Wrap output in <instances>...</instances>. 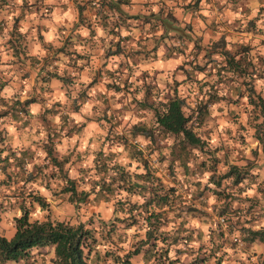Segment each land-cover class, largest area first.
<instances>
[{"label":"rangeland","instance_id":"374dc122","mask_svg":"<svg viewBox=\"0 0 264 264\" xmlns=\"http://www.w3.org/2000/svg\"><path fill=\"white\" fill-rule=\"evenodd\" d=\"M253 3L250 5L252 17L256 14L253 13L257 9L256 1ZM9 7L15 9L12 3ZM2 8L0 16L5 18V26L9 27L11 18L6 16V10ZM262 8L264 9L263 5ZM258 12L264 13L263 10H258ZM35 15L37 16V14ZM259 17L260 20L255 25L248 26V31L254 36H251L245 43L249 46L250 61L255 63L257 71L254 70V75L251 78L249 75L244 78L236 75H231L230 78L225 77L223 80H226V84L216 76L214 69L206 74L205 70L199 71L193 68L194 65H201L209 58L206 62V69H208L209 62L211 65V61L220 60L221 57L216 54L208 56L207 47L203 51L197 49L196 56H192L186 46L182 53L185 54V57L193 58L190 64L184 63L183 66L178 64L173 68L171 66L164 78H157L155 74L154 82L157 85L153 87L148 76L140 75L134 65L132 49H130L131 34L122 38V45L125 46L124 52L118 54V63L116 61L114 64H108L107 68H100L102 72L92 74L95 83L87 91L97 89L100 86L98 80L100 81V77H104L100 87L105 89L106 96L102 100L96 97L95 100L86 103L82 98H84L85 90L89 85L84 86V82L79 83L74 78L75 73L70 74L69 80L58 78L56 75L60 72L53 70L43 62L37 68L38 71L34 79L36 84L32 92H30V82L26 84V91L39 95L37 98L39 100L32 101L28 106V113L23 115L25 122L11 120L8 116L0 118V132L3 135L0 145L10 149L26 147L31 156L27 157L24 167L34 173L32 180L22 185L20 181L13 182V177L8 178L12 167H6V172L0 168V234L6 237L11 236L14 230L12 217L20 213L18 202L22 200L28 189L42 195L47 202L43 208L35 202H25L30 220H64L71 224L82 222L87 227L98 229L103 222L108 223L114 216L120 215V212L114 210L113 199L92 201L88 198V200L80 201L74 205L68 200V193L60 190L64 185V178L66 176L75 177L78 166H87L94 150L98 147L114 151L116 159L120 162L128 161L126 151L122 149L121 138L127 136L129 142H135L138 147H143L147 142V139L141 134L131 136L128 133L127 129L130 124L137 122L146 127L152 125V107H159L160 99L171 93L173 86H176L177 92L184 96L183 110L185 113H189L197 100L204 101L207 94L203 95L198 82L205 81L212 82V85H217L218 89L220 88L222 91L223 87L229 86L233 95L236 87L240 88L245 95H242L239 100H235L237 103L233 100L235 98L230 96L227 97V101L224 99L215 101V96L210 93L212 85L210 87L208 83V86L203 88L211 96L207 102L208 110L201 119L199 118L195 130L206 141L207 148L196 151V159L189 160V168H192L191 174L183 173L180 166L175 168L174 174H171L165 161L152 160V166L156 168L157 173L161 174L164 183L176 185L187 199L201 208L185 223L188 227L202 229L204 233L201 239L191 241V245L201 246L194 247L192 251L185 249L184 252L177 255L178 260L173 264H213L216 257L220 258V264H260L259 261L264 255V238H255L254 242L250 243L242 236L247 234L246 228L262 229L264 227V143L258 142L253 135L254 125L262 120L259 109L264 110V14ZM177 25L173 26L180 30L171 32L172 35L185 33L182 30L184 23H180L178 20ZM235 29H239V27ZM5 30L7 31L8 28ZM118 31H121L120 27H118ZM121 33H125V30L123 29ZM203 41L205 46L209 45L208 39ZM180 44L184 46V43ZM239 44L243 43H236L235 46L231 45L227 49L237 50ZM171 47L173 48L174 45ZM174 52L175 55L179 51L174 50ZM19 56L21 57V54ZM3 67L0 64V68ZM24 67L25 63H21V68ZM185 67L194 69V78L198 82H193L195 79L192 78L190 81L181 82ZM11 68L13 70L15 66ZM111 68L117 73L110 75ZM7 72L2 69L0 74L3 78L9 79ZM28 73L33 74L30 70ZM117 75L118 78L113 77ZM88 77L92 76L88 75ZM175 81L176 84L173 85ZM249 87L253 90L250 98L254 103L247 102L246 95ZM80 89H82L81 95ZM3 94L8 95L9 93L4 92ZM257 94L261 98H256ZM5 108L6 106L0 105V111ZM233 108L235 109L233 110ZM244 108L246 109L245 113L237 116L239 109L243 111ZM36 109L38 110L34 113ZM229 110L230 112H228ZM245 114L246 117H244ZM166 142H170V138L160 139L158 145ZM231 142H236L240 148L232 151ZM3 154L4 151L0 155ZM154 156L155 152H152L151 159ZM51 157L59 160L60 169L51 163ZM200 159L204 160L205 166L196 168V163ZM135 163L132 160L129 168L132 169ZM230 163L244 165L245 171L251 172V174H247L246 178L237 184L232 183L231 178H220L219 176ZM193 178L200 180L199 186L190 184V179ZM209 178L220 179V184L215 186L214 183L207 182ZM177 181L181 182L179 186ZM80 188L86 187L80 184L77 189ZM199 188L202 190L201 195H198ZM120 224L122 225V223ZM208 227H211L215 233L223 231V237H225L224 240H220L215 234L212 235L215 249L211 254H208L210 245L207 235ZM142 228V226H134L123 229L118 226L117 234L121 239L114 238L111 242L100 240L92 249V252L95 251L97 254L98 263L105 264L107 262L102 251L109 247L120 253L130 251L137 238L143 234ZM262 234L264 235V231ZM51 251L49 247L32 249L27 264H50ZM169 254L172 257L175 256L174 249L171 248ZM204 256L207 258L202 261L190 262L194 257L200 259ZM130 260L134 264H151L152 262L145 261L140 253L132 254ZM8 264L23 263L19 261Z\"/></svg>","mask_w":264,"mask_h":264},{"label":"trees","instance_id":"16d2710c","mask_svg":"<svg viewBox=\"0 0 264 264\" xmlns=\"http://www.w3.org/2000/svg\"><path fill=\"white\" fill-rule=\"evenodd\" d=\"M101 2H104L110 11H101L100 17L104 20L102 21L101 27L108 33L115 34V37H112V43L109 44V51L107 53L116 54L118 58V54L124 52L125 45H122V38H126L127 34H131L130 26L132 25V18L136 15L127 13L120 6L121 3H128V0H102ZM9 5L10 3L8 0L7 2L6 0H0V10L3 7L2 9L6 10V16H10L11 18L9 27H6L5 18L0 16V39H2L3 36H7L5 41L1 43L0 64L1 60L5 58V46L11 47L19 60L24 61L25 59H29V62L33 64L39 59L32 60L30 55L26 56L24 54L27 49V42L41 40L42 35L36 31L34 35L27 36L26 32L21 33L18 30L20 19L26 14L28 16L33 10L30 9L31 7H28L29 5L27 3H24L19 10L12 9ZM76 6L79 12L82 5L77 2ZM260 9L261 7L259 9L257 8L256 14L254 13L255 15L248 19V23L246 24L247 28H249V25H255V23L260 20L259 16L264 14L258 12ZM262 10L264 12L263 8ZM166 16L167 13L165 14V17ZM168 16H170L171 20L174 19L173 15ZM118 27L121 28L120 32L118 31ZM7 28L8 30L6 31L5 29ZM173 28L176 29V26H173ZM123 29L125 33H121ZM169 35L171 38L176 37L173 41L171 40L169 54L175 53L174 50L179 52L184 51V46L177 40L179 39V34L172 35L171 33ZM24 36H27V39ZM34 43L31 45L32 48ZM225 44L226 40L222 37L211 42V50L208 52V56L216 52L221 59L211 61V65L209 62L208 69H206V62L209 58L203 61L201 65H194L193 68L199 71L205 70L206 74H208V71L214 69L216 76H218L224 84H226V80L223 79L225 77L230 78L231 75H236L238 77L242 76V78L246 75H249V78L253 77V72L257 68L255 63L250 61L251 58L248 53L249 46L240 44L237 50H229L225 47ZM172 45H174L173 48L171 47ZM18 52L21 53V57ZM107 53L106 49H103L102 54L105 57ZM81 55V53H77L76 56H69V58L81 57ZM191 55L196 56V53L193 52ZM166 56L168 57V54ZM23 57H25V59H23ZM43 59V62L46 63V58ZM191 60H193V58L185 57L179 66H183L184 63L190 64ZM79 67L78 63H70L69 65V68H75V75L78 74ZM1 70L0 68V72ZM64 70L65 69L62 68L61 73L56 76L60 79L69 80L71 76L70 72H64ZM160 72L163 73L162 71ZM24 73L25 72L21 74ZM113 73L116 74L117 72L111 68L109 74L113 75ZM138 73L140 75H147L153 87L157 85V83L154 82L156 78L155 73H147L141 69H138ZM113 77L118 78V75ZM159 78H164V75L161 74ZM191 78L195 79L194 69L185 67L180 79L181 82L190 81ZM7 80L8 79L3 78L0 74V105L6 106L5 109L0 111V118L8 116L11 120H19L23 123L25 122L23 115L28 113V106L32 101H35V98L27 97L23 100H18L14 93L4 95L3 87ZM93 80L94 76L92 75L90 83H92ZM193 82H198V80L195 79ZM208 83L209 82L205 81L198 82L199 89H201L203 95H207L204 101L200 99L197 100L189 113H185L183 110L185 102L184 96L177 92L176 86H173L172 92L160 99L159 107H152V125L146 127L137 122L130 124L129 129H127L128 133L131 136L141 134L147 139V142L143 147H138L135 142H129L127 136L121 138L122 149L126 151L129 158L128 161L120 162L116 159L114 151L98 147L94 150L90 163L87 166H78L77 175L75 177L66 176L64 178V185H62L60 190L68 193V200L73 202L74 205L80 201L88 200V198L92 201H107L113 199L114 210L120 212V215L114 216L108 223L103 222L98 229L95 227H87L82 222L71 224L64 220H30L28 218L29 210L25 202H35L42 208L47 205V202L42 195L32 189H28L25 191L22 200L18 202L20 213L12 217L14 230L11 236L6 237L0 234V264L19 261L23 264H27L28 257L31 255V250L39 247L51 248L52 254L50 257V264H100L98 263L96 252H92V249L102 239L110 242L113 241L114 238L121 239L117 234L118 226L123 229L142 226L143 234L137 238V241L130 251L127 250L120 253L110 247L103 250L102 253L107 259L105 264H134L130 260V256L137 253H140L145 261H152L151 264H173L178 260L177 255L184 252L185 249L192 251L194 247L199 248L201 245H191V241L196 239L200 240L204 232L200 228L188 227L185 223L189 217L194 216L195 212L201 210V208L196 206L193 201L187 199L185 194H183L176 185L164 183L161 174L157 173L156 168L152 166V160L160 162L165 161L166 167H168L171 174H174L175 168L178 166L182 168L183 173H192V168H189V160L196 159V151L207 148L206 141L196 132L195 127L199 123V118L201 119L208 110L207 102L211 96L210 93L215 96V101L219 99L227 101V97L232 95L228 88L229 86L223 87L224 93H218V91H222V89H218L215 84L212 85V82L209 83L210 87L212 85V91L208 93L203 90L205 86H208ZM175 84L176 81L173 82V85ZM252 92V88L249 87V91L246 95L248 103H254L250 98V94H253ZM79 93L80 95L82 94V89H80ZM234 93L236 95L235 99H233L234 102H236L235 100H239L242 95H245L242 89L240 90V88L237 87ZM256 98L259 99L261 96L257 94ZM259 114L262 116V120L254 125L253 135L258 142L264 143V110L261 111V109H259ZM241 127L244 128V126ZM2 136L0 132V142H2ZM167 138H170V142L158 145L160 139L166 140ZM2 151H4V154L0 155L1 170L6 172V167H12V171L8 174V178L10 179L13 177V182L20 181L22 185L31 181L34 177V173L24 167L27 157L31 156V154L27 152V148L10 149L9 147L0 145V154ZM48 151H50V149H48ZM152 152H155V156L151 159L150 156ZM51 159V163L60 169L61 163L59 160H56L55 157H51ZM132 160L136 163L134 167L130 169L129 165ZM196 164V168L205 166L203 159H200ZM247 174L250 175L251 172L247 173L244 169V165L230 163L219 177L231 178V182L237 184L246 178ZM177 182L179 186L181 182ZM190 182V184L194 186L195 184L197 186L200 185V180L198 178L190 179ZM207 182L214 183L215 186H218L220 184V179L209 178ZM80 184L86 188L77 189V186ZM201 188L198 189V195L202 194ZM120 223H122V225ZM263 228H246L247 234L242 236L249 240L250 243H253L255 238H264L262 234L264 231ZM207 229V235L210 241L208 254H211L215 249L212 243V235L215 234L220 240H224L225 237H223V231L215 233L211 227ZM171 248L174 249L175 252V256L173 257L169 254ZM205 258H207V256L200 259L194 257L190 262L194 263L195 260L202 261ZM259 262L260 264H264V255ZM213 264H220V258L216 257Z\"/></svg>","mask_w":264,"mask_h":264},{"label":"crops","instance_id":"0c3cea01","mask_svg":"<svg viewBox=\"0 0 264 264\" xmlns=\"http://www.w3.org/2000/svg\"><path fill=\"white\" fill-rule=\"evenodd\" d=\"M8 1L18 10L24 3L28 5L32 3L28 7H31L30 9L33 11L20 19L18 30L21 33L26 32L27 36H32L37 31L42 35V38L27 42V49L24 54L30 55L32 60L39 59L33 64L29 62V59L19 60L12 48L5 46V58L1 60V65L4 66L2 68L4 72L8 71L9 79L5 82L3 92L9 94L15 92L18 100L36 96L34 97L35 101H38L39 95L26 91V84L30 82V92H32L36 84L34 79L37 68L43 63V58H46L45 64L60 73L62 68L65 69L64 72L75 73V68H69V65L70 63H78L80 67L74 78L79 83L84 82V86L89 85L82 99L86 103L95 100L96 97L102 100L106 96L105 89L100 87L104 77H100V81L98 80L100 86L97 89L90 91L87 89H90L95 83H90L91 78L88 75L92 76V74L102 72L101 67L104 68L117 61L116 54L107 53L115 34L108 33L101 27L104 20L101 19L100 13L101 11L110 12L108 6L101 2L102 0ZM254 1L257 3L256 8L259 9L262 5L264 6V0H128L126 4L121 3L120 6L124 11L136 15L132 18V25L130 26V48L132 49L134 65L137 69L147 73H155L159 78L161 74L165 75L171 66L173 68L185 59V54L183 55L182 52L175 55L174 53L169 54L170 44L176 38H171L169 34L175 30H180L178 27L173 28V25L178 26V20L180 23H184L182 30L185 33H181L177 40L184 43V49L188 46L190 53H196L197 49L203 51L205 47L208 48L206 51H210V43L220 37L227 40L226 48H230L231 45L235 46L236 43L240 42L245 44L251 36H254L246 27L248 19L252 17L250 5L254 4ZM77 2L82 5L79 12L76 6ZM166 13L167 16L165 17ZM168 15H173L174 19L171 20ZM236 27L239 29H235ZM27 36L24 37L27 39ZM6 37L3 36L0 39V47H2L1 43L5 41ZM207 39L209 45L205 46L203 40ZM103 49H106V57L102 54ZM77 53H81V57L69 58V56H76ZM211 54L217 55L216 52ZM21 63H25L24 68H21ZM13 66L15 69L12 70L11 67ZM73 69L74 71H72ZM28 70L32 71L33 74L28 73ZM23 72L25 73L21 74ZM218 92L224 93L221 90ZM230 92L232 94L231 90ZM230 97L235 98L236 95L232 94ZM245 111V108L243 111L239 109L236 115H243ZM230 148L232 151H236L240 147L236 142H231Z\"/></svg>","mask_w":264,"mask_h":264}]
</instances>
